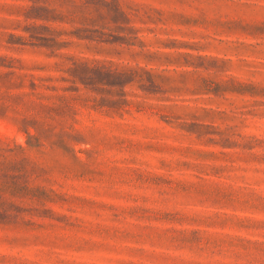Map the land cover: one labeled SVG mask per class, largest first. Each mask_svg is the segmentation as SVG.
<instances>
[{"label":"rangeland","instance_id":"rangeland-1","mask_svg":"<svg viewBox=\"0 0 264 264\" xmlns=\"http://www.w3.org/2000/svg\"><path fill=\"white\" fill-rule=\"evenodd\" d=\"M0 264H264V0H0Z\"/></svg>","mask_w":264,"mask_h":264}]
</instances>
